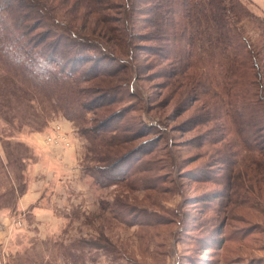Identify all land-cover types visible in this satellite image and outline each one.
<instances>
[{"label": "rangeland", "instance_id": "obj_1", "mask_svg": "<svg viewBox=\"0 0 264 264\" xmlns=\"http://www.w3.org/2000/svg\"><path fill=\"white\" fill-rule=\"evenodd\" d=\"M108 1L115 9L100 16L79 0H39L50 20L115 49L116 37L129 33L128 9L125 0ZM44 23L34 25L37 32L47 29ZM255 40L264 46V39ZM132 44L137 57L124 58L127 69L91 82L117 92L96 88L97 113L85 125L94 118L109 130L118 126L113 134L119 143L107 162L120 165L113 173L118 182L89 198L69 182L46 187L41 207L60 221L58 236L42 228L46 215L34 222L35 230L30 214L14 212L34 176L40 146L49 147L44 136L53 122L65 128L70 120L60 113L46 116L36 102L10 109L0 97V264H264V130L260 139L243 143L225 127L218 98L201 74L183 71L181 60L167 58L139 35ZM7 72L0 63V78ZM4 115L14 123L8 125ZM73 128L84 141L81 163L88 171L97 164L91 143L80 126ZM54 191L55 210L49 200Z\"/></svg>", "mask_w": 264, "mask_h": 264}, {"label": "trees", "instance_id": "obj_2", "mask_svg": "<svg viewBox=\"0 0 264 264\" xmlns=\"http://www.w3.org/2000/svg\"><path fill=\"white\" fill-rule=\"evenodd\" d=\"M79 2L87 10L100 12V16L115 9L108 0ZM125 2L128 10L124 21L129 33L120 31L114 49L97 39L80 38L69 26L50 20L46 4L39 0H0V63L8 68L0 78L3 105L10 109L14 105L32 108L36 102L46 116L60 113L80 126L97 161L88 168L90 175L99 186L118 182L113 173L120 165L111 168L107 164L111 149L119 143L113 134L118 126L109 130L94 118L85 126L88 115L97 113L94 103L100 98L94 96L96 90L113 93L117 88L96 89L91 82L102 73L113 76L116 71L127 69L124 64L129 62L124 58L137 57L132 39L134 43L139 35L144 41L155 43L167 58L181 60L183 71L202 75L200 81L207 83L218 98L221 119L229 131L243 143L250 138L260 139L259 133L263 135L264 130V46L252 42L255 39L251 33L257 35L255 41L264 39V16L244 0ZM44 22H48L47 29L37 32L39 26L34 25ZM143 29L147 32L139 33ZM72 41L69 51L63 49ZM125 92V96H130L131 88ZM33 115L36 119L41 117L37 112ZM2 117L8 125L14 123L9 116ZM43 120L47 122L48 118ZM260 141L264 142V138Z\"/></svg>", "mask_w": 264, "mask_h": 264}, {"label": "crops", "instance_id": "obj_3", "mask_svg": "<svg viewBox=\"0 0 264 264\" xmlns=\"http://www.w3.org/2000/svg\"><path fill=\"white\" fill-rule=\"evenodd\" d=\"M250 1L254 3L256 9L264 13V0ZM65 122V129L71 132L73 143L71 153L68 152L70 150L62 152L61 150H54V148H43L40 146L37 163L34 169V176L32 177L26 193L18 200L16 205L17 209L14 212V214H20V216L30 214L34 218L32 222V228L34 229L36 228L34 222L38 217L41 218V216L46 215L47 219L45 221L43 219L42 228L45 230V233L54 236H58L60 231H62V225L59 223L60 221L54 218V215L50 213L49 207L46 209L41 207V201L45 196L44 192L47 191L46 187L54 185L56 189H59V187L69 182L71 185L77 186L78 190L87 194L88 198L93 196V193H96L98 190H102V187L96 183L95 179L86 170L84 163H81L84 144L82 137L75 131L71 121ZM57 194L58 193L55 191L54 193L52 192V197L49 199L51 202L53 201L52 207H54V210L55 203L58 201L56 199ZM65 204L67 205V203Z\"/></svg>", "mask_w": 264, "mask_h": 264}, {"label": "built area", "instance_id": "obj_4", "mask_svg": "<svg viewBox=\"0 0 264 264\" xmlns=\"http://www.w3.org/2000/svg\"><path fill=\"white\" fill-rule=\"evenodd\" d=\"M43 143L45 146L61 147L63 150H69L73 145L66 129L59 122L52 123L50 131L44 136Z\"/></svg>", "mask_w": 264, "mask_h": 264}, {"label": "bare ground", "instance_id": "obj_5", "mask_svg": "<svg viewBox=\"0 0 264 264\" xmlns=\"http://www.w3.org/2000/svg\"><path fill=\"white\" fill-rule=\"evenodd\" d=\"M44 146H45V144H44Z\"/></svg>", "mask_w": 264, "mask_h": 264}]
</instances>
